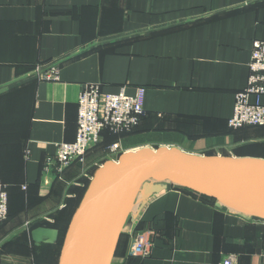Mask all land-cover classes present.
<instances>
[{
    "label": "crops",
    "instance_id": "crops-1",
    "mask_svg": "<svg viewBox=\"0 0 264 264\" xmlns=\"http://www.w3.org/2000/svg\"><path fill=\"white\" fill-rule=\"evenodd\" d=\"M261 38L264 0H0V182L8 193L0 264H33L37 229L49 239L57 217L67 231L113 142L132 143L122 153L152 143L264 160V125H227ZM53 63L58 80L33 74ZM89 84L106 93L144 87L145 114L131 132H105L83 162L44 172L55 143L74 140L77 97ZM141 229L153 246L131 256ZM229 255L233 264H264V220L169 186L135 197L108 264H222Z\"/></svg>",
    "mask_w": 264,
    "mask_h": 264
},
{
    "label": "water",
    "instance_id": "water-1",
    "mask_svg": "<svg viewBox=\"0 0 264 264\" xmlns=\"http://www.w3.org/2000/svg\"><path fill=\"white\" fill-rule=\"evenodd\" d=\"M172 185L264 220V160L142 147L94 171L65 233L57 264H108L135 197ZM43 228L36 231L41 241ZM51 242L54 236H48Z\"/></svg>",
    "mask_w": 264,
    "mask_h": 264
},
{
    "label": "built area",
    "instance_id": "built-area-1",
    "mask_svg": "<svg viewBox=\"0 0 264 264\" xmlns=\"http://www.w3.org/2000/svg\"><path fill=\"white\" fill-rule=\"evenodd\" d=\"M33 74L43 80H58L59 68L56 64L42 67L37 64ZM144 87H137L134 94L121 89L116 93L102 92L97 84L86 85L77 97V119L75 138L71 142L55 143V153L47 155L43 170L61 173L72 162H83L89 148L101 144L103 132L114 134L133 131L140 123L145 110L143 107ZM264 38L252 42L248 77L243 89L235 94L232 117L227 121L230 128L264 125ZM117 153L118 142L107 147ZM27 155V150L25 151ZM8 215L7 186L0 182V223ZM153 246L152 233L148 229L135 231L131 236L128 253L131 256L146 257ZM233 255L223 259L222 264H233Z\"/></svg>",
    "mask_w": 264,
    "mask_h": 264
},
{
    "label": "rangeland",
    "instance_id": "rangeland-1",
    "mask_svg": "<svg viewBox=\"0 0 264 264\" xmlns=\"http://www.w3.org/2000/svg\"><path fill=\"white\" fill-rule=\"evenodd\" d=\"M150 144H149L150 148L158 147V145H153L152 143ZM131 146L132 143H127L126 147L122 146L123 148L122 149L120 148L117 153H111L106 148L104 152V157H102V159L116 161L119 155L122 153V151L126 150L127 148L128 149L132 148ZM170 187H175V186L170 185ZM64 226L65 225H63V217H57V219H55L54 224L52 226V231H53L52 235L55 238V243L50 244V242H47L48 240L45 239L41 240L38 243L35 242L31 252L33 264H53V262L55 263L57 258L59 259V254L61 251L63 239L66 233L64 230Z\"/></svg>",
    "mask_w": 264,
    "mask_h": 264
},
{
    "label": "trees",
    "instance_id": "trees-1",
    "mask_svg": "<svg viewBox=\"0 0 264 264\" xmlns=\"http://www.w3.org/2000/svg\"><path fill=\"white\" fill-rule=\"evenodd\" d=\"M105 132H106V133H105ZM104 133H105V137H106V136H112V137L117 136V134L111 133V132H109V131H104V132H103V140H104ZM102 142H103V141H102ZM102 142H101V143H102ZM176 188H178V187H176ZM178 189H180V188H178ZM180 190H182V191H184V192H187V193H190V194H192V195H195V196H197V197H200V198H202V199H205V200H207V201L213 202V200H211V199H207V198H204V197L198 196V195H196V194H194V193H192V192H190V191H188V190H184V189H180ZM53 264H56V261H55V263L53 262Z\"/></svg>",
    "mask_w": 264,
    "mask_h": 264
}]
</instances>
